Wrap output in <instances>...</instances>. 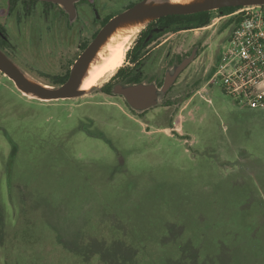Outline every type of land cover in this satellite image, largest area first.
<instances>
[{
	"label": "rangeland",
	"instance_id": "1",
	"mask_svg": "<svg viewBox=\"0 0 264 264\" xmlns=\"http://www.w3.org/2000/svg\"><path fill=\"white\" fill-rule=\"evenodd\" d=\"M7 2L0 0V23L13 26ZM223 22L172 36L181 51L196 47L182 76L198 82L176 98L170 127L156 109L121 110V97L101 92L111 73L84 95L45 101L23 94L0 72V264H34L38 253H54L44 245L52 246L60 229L69 239L77 227L80 239L102 236L96 249L111 264L112 255L126 254L106 247L107 235L115 239L113 227L140 231V244L144 233L147 241L162 238L163 247L148 242L154 264L177 259L180 246L198 236L208 250L212 242L227 250L202 264H264V110L238 103L213 77L229 32L221 30ZM14 37L15 57H9L49 84L80 35L61 45L51 33L16 31ZM22 199L33 208L32 225L21 219ZM167 261L195 264L189 254Z\"/></svg>",
	"mask_w": 264,
	"mask_h": 264
},
{
	"label": "flooded vegetation",
	"instance_id": "2",
	"mask_svg": "<svg viewBox=\"0 0 264 264\" xmlns=\"http://www.w3.org/2000/svg\"><path fill=\"white\" fill-rule=\"evenodd\" d=\"M9 5L8 13H14L13 26L10 20L6 23H0L5 33L0 32V44L3 51L12 58L15 57L14 35L17 32L23 31L26 34L45 33L53 34L57 37L58 42L64 43L71 37L80 35L79 42L71 56L66 55L64 67L52 78L59 79L70 75L71 68L88 44L94 39L102 26L114 15L122 12L140 0H126L120 7L117 6V0H78L75 2V11L70 15L64 8L56 3L39 0H7ZM46 2V3H45ZM61 7V8H60ZM10 19V18H9ZM155 21V20H153ZM10 24V25H8ZM147 25V24H146ZM15 27L16 31L13 36L10 35L11 27ZM146 27V26H145ZM168 26L158 24L151 27L149 38L142 39L141 31L137 33L130 52L125 53L122 66L124 70L119 74L111 73L108 81H111V92L106 95H116L124 100V106H119L121 110L127 109L130 112H135L140 115L146 114L149 111L157 110V115L169 117L178 107V96L181 91H188L196 79H187L182 76L188 65L180 71L170 85L163 90L165 78L168 73H173L176 66L183 59L189 57L193 52L196 54V47L187 45L186 49L181 51L180 43L176 41L177 34L181 31H171ZM141 30H144L141 29ZM188 31V30H182ZM175 35L176 37L172 36ZM220 53V52H219ZM218 62L216 63V65ZM107 81V82H108ZM153 83L158 88V103L149 108L140 110L134 108L123 95L114 93L113 89L116 84H134V83ZM169 127V121L162 122Z\"/></svg>",
	"mask_w": 264,
	"mask_h": 264
},
{
	"label": "water",
	"instance_id": "3",
	"mask_svg": "<svg viewBox=\"0 0 264 264\" xmlns=\"http://www.w3.org/2000/svg\"><path fill=\"white\" fill-rule=\"evenodd\" d=\"M60 5L70 15L75 11V2L78 0H42ZM264 0H193L189 3H174L170 0H140L111 17L98 31L94 39L82 51L74 62L70 75L60 85L43 83L33 78L30 79L13 59H11L0 48V72L7 76L16 88L22 93L32 95V97L50 101L60 99H70L84 95L87 90L80 89V83L85 75L92 59L97 54L102 44L110 35L126 25H134L156 20L160 17L171 14H192L201 11H211L222 7L262 5ZM149 36L147 37V39ZM194 57V52L178 64L173 73H168L165 78L163 90L170 85L174 78L184 69ZM114 93L121 94L136 109H146L158 103V88L153 83L116 84ZM23 93V94H24Z\"/></svg>",
	"mask_w": 264,
	"mask_h": 264
},
{
	"label": "trees",
	"instance_id": "4",
	"mask_svg": "<svg viewBox=\"0 0 264 264\" xmlns=\"http://www.w3.org/2000/svg\"><path fill=\"white\" fill-rule=\"evenodd\" d=\"M31 1L38 2L39 0H31ZM240 7L241 6H230V7H222V8H219L216 10H211V11L196 12V13H192V14H184V15L171 14V15L163 16V17L156 19L155 21L149 22L146 25V27H144V30H141V34H143L142 39H144V41H145L147 35L149 36V34L151 33V30H150L151 27L156 26L158 24H161L162 26H168L170 28L169 30H171V31L199 29V28H203V27L209 25L211 23V20L214 17L215 13H219L220 15H227V14H230L233 11L237 10ZM235 22H236V19H234V17L227 18L223 22V24L221 25V30L226 29V28H229V30L232 29ZM0 32L3 34L5 33V31L1 25H0ZM0 48L3 50V47L1 44H0ZM129 52H130V50L127 51V53H129ZM216 63H215V65H216ZM123 70H124V67L121 66L116 71V74H119ZM66 79H67V76L64 78H61V79L54 77V78L50 79L48 83L56 86V85H60L63 82H65ZM196 82H198V81H193V84H196ZM101 89L104 90L106 93H110L111 92V81L106 82L101 87ZM223 92L225 93L224 90H223ZM158 118H162V120L166 122V121H169V118H171V116L169 117L168 115H165V117H163L161 115H157V119ZM169 124H171L170 121H169ZM14 148H15V146L13 145L12 146V149H13L12 155L14 154L13 153ZM24 200L23 199L21 200V212H22V218L21 219L24 221V223L32 225V220H31L30 214H29L30 213L29 210H31L32 207H31V205L27 204V202ZM3 221H4L3 209L0 206V240H1L2 235L4 234ZM51 226L54 229L55 228L58 229L56 227V225H54V224L53 225L51 224ZM60 230H59L60 232H58L57 234H55V231L53 230L55 236L52 237V239H53V241L51 242L52 246H50V244L44 245V247L46 249L49 248V249L54 250V253L53 252L38 253L35 256V263L34 264H66V262H67V264H111V262L108 263L106 260H104L103 257H105V255H104L105 252L104 251L101 252L99 249H96V245L100 242L102 236L99 237L98 240H96V238H98V237L83 234V238L80 239V236H78L80 229H79V227H77V230L74 233V235L73 234L69 235L70 237L68 239V238H65L64 234H62L63 230L62 229H60ZM110 232H115L116 236L114 237L115 239H112L111 236H109V235H107L105 237L106 247L109 249H114V248L120 246L126 250L125 251L126 254L114 255V256L112 255V257H114L115 264H142V260H144V264H154L152 262V260L155 257L152 258L150 256V254H153V253L150 252V246H149L148 242L154 241L156 239L155 237H153L152 239L147 241L146 237L150 236V235L148 233H144V240H145L144 242L145 243L140 244L138 242L140 239V236H139L140 231L132 230V231H130V235H129L128 233L123 231L122 228L113 227L110 229ZM166 235L169 237V233H166ZM14 237L16 238V236H14ZM163 238H165V236H163ZM161 239L162 238H157L155 240V242H158V244L162 245V247H163L164 244H162L160 242ZM82 241H84V242L81 243ZM188 241L191 243V245L193 247L191 245L187 244ZM202 241H205V240H203L201 236H198L196 238L192 237L190 239H187L185 241V243L180 246V254L177 257V259L176 258H169V257L164 258L161 261V263H158V264H170V262H168L167 260H170L171 262L173 261L176 263L177 260L182 259L183 255H185V254H187V255L189 254V257L194 260L195 264H202V263H206L205 261H207L206 259L209 258V256H210V258H212V256H213L214 259H217L218 258L217 256L220 254L222 249L226 250V246L224 244L221 245V248L219 247V244L221 242L216 243L217 246L214 247V242H212L211 240L210 241L212 242L211 243L212 249L208 250ZM1 242H2V240L0 241V243ZM185 244H187V245H185ZM188 246L190 248H188ZM12 247L16 248L17 245L12 244L10 248L12 249ZM189 249H192L193 255L190 254ZM56 250H60L61 253L60 252L57 253ZM212 251H215L214 252L215 255H213V253H211ZM8 252H10L9 248H8ZM226 252H227V250H226ZM228 257H229V259L227 261L229 262L231 259L230 255ZM6 260H7V257H6ZM221 264H223V263H221Z\"/></svg>",
	"mask_w": 264,
	"mask_h": 264
},
{
	"label": "built area",
	"instance_id": "5",
	"mask_svg": "<svg viewBox=\"0 0 264 264\" xmlns=\"http://www.w3.org/2000/svg\"><path fill=\"white\" fill-rule=\"evenodd\" d=\"M230 17L236 22L220 51L213 77L219 78L225 93L238 103L252 110H264V4L241 6L213 18L203 28Z\"/></svg>",
	"mask_w": 264,
	"mask_h": 264
},
{
	"label": "bare ground",
	"instance_id": "6",
	"mask_svg": "<svg viewBox=\"0 0 264 264\" xmlns=\"http://www.w3.org/2000/svg\"><path fill=\"white\" fill-rule=\"evenodd\" d=\"M170 1L174 3H189L193 0ZM144 26V23L126 25L113 32L90 62L79 88L88 91L98 86V81L106 74L113 73L120 68L124 61V52L128 49L130 40ZM26 76L33 79L28 73H26Z\"/></svg>",
	"mask_w": 264,
	"mask_h": 264
}]
</instances>
